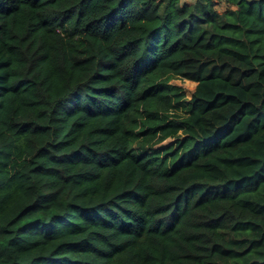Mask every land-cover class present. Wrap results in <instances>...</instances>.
<instances>
[{"label": "trees", "instance_id": "trees-1", "mask_svg": "<svg viewBox=\"0 0 264 264\" xmlns=\"http://www.w3.org/2000/svg\"><path fill=\"white\" fill-rule=\"evenodd\" d=\"M215 1L0 0V264H264V0Z\"/></svg>", "mask_w": 264, "mask_h": 264}, {"label": "rangeland", "instance_id": "rangeland-1", "mask_svg": "<svg viewBox=\"0 0 264 264\" xmlns=\"http://www.w3.org/2000/svg\"><path fill=\"white\" fill-rule=\"evenodd\" d=\"M196 0H180L181 4H191L193 2H195ZM215 7L217 8L218 11L223 12L226 11L227 9H229L230 6L225 2H220L218 0L215 1ZM170 83L175 84L177 86H179L181 88V90L185 93L187 100H190L193 96V93L196 90L197 87V82H193V81H189V79H184V78H178V77H174L170 80ZM178 114H184V110L180 107H176V109H174ZM175 140L174 137H169L167 139H165L163 142L156 144L154 147L155 148H159V147H163L166 145H169L170 143H172Z\"/></svg>", "mask_w": 264, "mask_h": 264}]
</instances>
